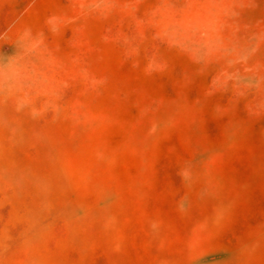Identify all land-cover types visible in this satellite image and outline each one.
Returning a JSON list of instances; mask_svg holds the SVG:
<instances>
[{
  "label": "rangeland",
  "instance_id": "374dc122",
  "mask_svg": "<svg viewBox=\"0 0 264 264\" xmlns=\"http://www.w3.org/2000/svg\"><path fill=\"white\" fill-rule=\"evenodd\" d=\"M0 264H264V0H0Z\"/></svg>",
  "mask_w": 264,
  "mask_h": 264
}]
</instances>
